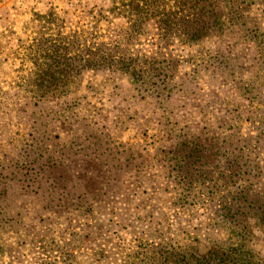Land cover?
<instances>
[{
	"label": "rangeland",
	"instance_id": "1",
	"mask_svg": "<svg viewBox=\"0 0 264 264\" xmlns=\"http://www.w3.org/2000/svg\"><path fill=\"white\" fill-rule=\"evenodd\" d=\"M102 3L0 0V264H152L163 217L167 251L206 254L247 225L242 253L264 264V226L218 181L237 170L223 156L232 149L188 157L200 135L264 145V46L229 53L210 39L179 47L146 85L81 71L52 95V15L68 34L80 7ZM260 9L249 25L262 35ZM136 48L153 61L149 45ZM260 150L251 160L264 169Z\"/></svg>",
	"mask_w": 264,
	"mask_h": 264
},
{
	"label": "trees",
	"instance_id": "2",
	"mask_svg": "<svg viewBox=\"0 0 264 264\" xmlns=\"http://www.w3.org/2000/svg\"><path fill=\"white\" fill-rule=\"evenodd\" d=\"M255 4L261 7L259 14L264 16V0L256 3L254 0H103L99 6L80 7L77 25L68 34L63 31L67 27L65 19L52 15V95L66 94L81 71L118 72L136 82L142 78L141 85H146L151 83L149 78L166 77L164 73L169 65L164 63L172 60L179 47H192L210 39H215L218 47L228 49L229 53L232 48L239 49L249 43L263 47L264 34H260L256 25H249L252 21L249 15ZM143 45L152 48L153 61L148 60L145 51L136 48ZM212 143L219 148H231L229 155L225 152L223 156L230 168H237L229 173L227 180L218 181L224 183L232 203L239 210L243 209L244 215L264 226V169H259L260 164L254 165V159L251 160L252 153L255 151L253 156H257L264 145L259 139L246 143L242 139H203L200 135L195 142L198 149H191L188 157L194 159L196 156L200 162L201 155L213 147ZM260 162L264 167V161L260 159ZM186 164L189 165L187 160ZM184 177L181 178L184 180ZM223 208L230 211V207ZM167 223L168 219L160 218L152 240L147 243L149 250H155V255L159 253V259L152 260V264H259L252 258L251 250L247 251L252 254L249 257L242 253L247 244L244 238L247 225L231 227L227 246L215 244L208 253L194 255L161 248ZM162 249L165 252L160 253ZM227 251L242 256L230 258Z\"/></svg>",
	"mask_w": 264,
	"mask_h": 264
}]
</instances>
